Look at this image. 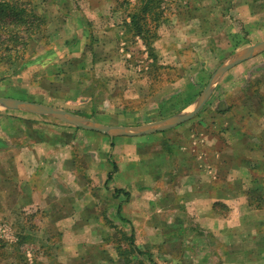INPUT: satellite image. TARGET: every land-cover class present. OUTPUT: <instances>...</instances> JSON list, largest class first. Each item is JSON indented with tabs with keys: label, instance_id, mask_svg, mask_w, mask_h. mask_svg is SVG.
<instances>
[{
	"label": "rangeland",
	"instance_id": "374dc122",
	"mask_svg": "<svg viewBox=\"0 0 264 264\" xmlns=\"http://www.w3.org/2000/svg\"><path fill=\"white\" fill-rule=\"evenodd\" d=\"M129 1L134 3L136 0ZM238 1L241 2V7H238ZM254 1V4H250V2L245 3L243 0H157L161 17L157 30L158 37L154 41L155 52L149 50L148 46L143 43V39L135 34V25L131 16L128 15L132 11V3H128L127 0H39V6L36 7L37 11L45 17L46 24L49 27H46L43 34H38L30 40L28 49L26 48L27 50L22 59L13 63L9 60L10 62H6L8 65L5 64L6 59L2 60L3 62L0 64V97L45 104L44 101V103L36 101L37 98L35 97L46 94L48 100L50 99L49 101L46 100L47 103L64 106L62 110L82 117L87 124L97 123L99 125L132 129L153 126L151 124L155 122L166 121L171 118V112L185 108L189 104V100L187 103V98L183 97V94L187 92L190 99L194 94L193 100L196 101L193 106L186 110H192L196 107L205 88L220 65L237 58L248 47L264 41V0ZM251 14L255 17V28H250V30L248 27L251 22H247V20L251 19ZM61 22H64L63 27ZM58 27H62L64 30L62 34H64L63 37H67L66 39H72L73 33L77 35L79 43L85 36L88 41L90 36L95 38L96 35L104 38L103 35L109 34V38L113 40L118 39V37L121 38L122 50H116L117 55L114 56L113 53L112 57L111 54L106 55V59L96 67L91 66L92 59L89 53L88 60L84 58L85 56L81 57L91 67H85L84 71L76 72L74 79H78L81 86L89 85L90 91L88 89L86 92L70 89L67 93L66 89L61 94L51 93L53 89L48 88L45 90L44 87H41L43 82L37 83V73L40 70L31 72L28 69V65L32 60L42 63L46 58L45 56L36 57V54L39 52L44 55L42 53L46 49L45 42L49 37V31H56ZM72 41L74 44L73 39ZM112 45L116 46L115 43ZM79 46L80 49L75 51L74 54L81 55L82 51L89 48L90 44L86 45V40H84ZM263 51L264 49L257 51L256 55L258 56L255 55L256 57L246 62L247 64L234 66L224 75L218 76L210 91L207 104L191 119L192 122L190 121L181 126L184 128L190 127L192 130L194 124L195 133L206 138L205 144L213 147V152L209 156L205 155L204 159L196 154L198 148L193 150L194 152H190L195 155L189 157L191 165L188 170L194 171L195 175L200 172L202 160L203 164L218 166L223 171V176H226L232 172L233 166L242 164L241 160L243 158H247L246 161L251 160L254 163L255 157L257 159L264 158V148H259L250 154L245 150H240V146H238L239 134L236 136L232 134L233 139L238 138L236 142L238 148L236 150L239 153L236 154L234 150L228 148L225 150L227 144L229 147L231 145L225 134V128H231L234 132L239 130L237 127L242 128V122H234L236 124L234 126L228 122V118L223 116L224 114H220L230 104L234 105L241 100H248L255 107L261 105V99L264 96V55L261 54L264 53ZM61 53H68V50L65 49ZM83 54L87 55V53ZM66 57H69L68 54ZM60 60H63L62 57L56 58L54 62ZM90 68L91 71L85 72V69ZM104 73L112 75V81L107 80V76L102 77ZM35 84L38 86H35ZM66 84L68 83L66 82ZM30 93L33 96H30ZM51 95L64 97L67 95V101L58 102ZM226 97L229 98L227 101L222 100ZM25 110L0 104V150L4 151L0 154V228L3 225H16L13 228L14 232L20 235L18 242H13L10 245L8 244L10 241L0 236V258L4 259L2 263L0 259V263L60 264L56 256L60 249L61 236L57 227L53 229V225L59 224L56 221L54 223L49 222L52 216L47 213V210L35 207L29 209L22 206L17 207L16 204L21 201L19 203L15 202L14 207L10 199H7L11 185L18 189L17 191L22 187L31 189L32 185L29 181L19 177L15 160L13 162L15 149L22 146L28 147L33 143V140H38L40 135L35 132L43 131L44 128L47 129L46 125L52 124L54 121L42 116H35V118L23 117L21 114L26 113ZM59 119L61 123L67 122L61 118ZM36 125L40 128H34ZM64 125L71 124L67 122ZM262 125H264V122H262ZM84 129L89 130L85 126ZM179 129H175V132L173 131L171 134H166L169 136L170 141L165 139L166 136L164 138H154V136H141L139 133L118 134L125 138H117L115 145L109 144L110 138L105 136L107 135L105 132H96L94 133L96 138H90L88 135L92 134L86 132V130L84 131L83 142L85 141V144L89 142L95 148L91 150V146L88 145L84 151L78 152V168L81 174L80 184H83L81 189H83L82 191L90 189L97 195L98 198L95 199L100 200L97 205L98 212L94 208L95 200L91 202L88 210H91L98 220L101 218L100 220H103L109 227L101 232L103 238L108 240L107 244L99 246L95 244L85 246L84 244L80 251L82 255L94 254L96 255L95 259H97V257L109 258L113 254L119 258V264H156L152 257L151 260L148 259L147 261V255L140 254L135 249H138L136 244L130 246L128 241V235L131 231H135L133 225H143L147 217L143 219V222H134L124 217L122 202H129L131 196H136L135 191L140 192L142 188H148L145 190L152 189V195L151 193L148 194V197L152 200L150 199L149 206L143 207L144 211L146 209L148 212L150 211L147 215L150 217L149 219L154 223L159 221L162 225H169L168 221L174 220L172 219L175 218L173 212L179 210L178 207L180 206V204H176L177 198L174 196V190L178 183L175 181L174 184L170 183L162 188V184H157L154 180L164 177L165 180L171 182L172 178L176 179L178 177L179 179L184 173L188 172L187 168H184L183 165L182 168L178 162L181 157L176 153H171L172 139H179L186 135V130ZM252 129L255 130V128ZM78 134H82V132H78ZM240 136L242 137V134ZM146 137L151 138L145 141ZM90 158L105 161L108 171L105 178L103 176L99 180H95L89 177L88 171L91 170ZM131 158L133 161H130ZM127 168L132 169L135 175L140 173L142 177V182L139 183L138 188L131 184L133 188L128 190V196L123 193L124 190L130 187H126L125 176L122 177L124 180L120 183L122 185L115 182V178H112L109 182L106 181L110 172L112 175L116 172L118 175H124L122 171L125 170L127 174ZM248 174L252 177L255 176V170H250ZM197 177L202 178V175ZM41 178L45 181L47 179L44 175ZM158 188H162L164 194L168 193L166 196L169 199L167 203L164 202L167 204L166 207L161 205L164 206V214L159 216L160 219L155 215L157 209H161V206L158 207L156 204V200L159 199L156 198V192L161 195V189L158 190ZM115 189L123 191L122 193L119 191L123 200H121V206L119 203L114 204L110 197ZM228 189L230 190V187ZM242 190L245 189L242 187ZM256 190H259V188H256ZM79 191L80 188L77 192ZM246 191L250 192L251 188ZM170 192L172 195L169 194ZM162 200L165 201L163 198ZM262 200L255 199L252 194L249 204L255 208V206L262 205ZM69 202L67 207L63 206V213L55 212L56 214H53L56 220L71 213L74 206L69 205ZM221 203L217 204V208L223 212L227 211V207ZM172 208H176V210ZM131 209L132 211L139 210V206L133 203ZM181 211L183 213L181 217L184 221H189L191 215L185 212L188 210L182 208L179 212ZM80 219L81 216L75 225H83ZM49 225H52V227ZM123 226L127 227L126 231L121 228ZM12 233L13 231L11 232L10 229L7 239L12 237ZM99 237H101L100 234L95 238V241L97 239L101 241ZM260 242L262 241L255 242V248L259 247ZM142 244L143 247L147 246V243ZM262 244L264 245V243ZM245 247H248V245L228 246L227 252L232 254L235 250L234 255L243 256ZM147 248L148 250L145 251L155 255L152 248ZM184 248L176 246L174 241L172 250L169 247L166 249H170V252L180 251L181 255L185 252L190 255L191 251H185ZM198 248L202 247L199 246ZM131 249L132 252L130 253ZM199 249H197V252ZM163 257L169 259L167 255H163ZM127 260H129V263H127ZM142 260H145V263ZM81 263L72 261L67 264ZM86 264H96V261ZM181 264H185V262Z\"/></svg>",
	"mask_w": 264,
	"mask_h": 264
},
{
	"label": "crops",
	"instance_id": "0c3cea01",
	"mask_svg": "<svg viewBox=\"0 0 264 264\" xmlns=\"http://www.w3.org/2000/svg\"><path fill=\"white\" fill-rule=\"evenodd\" d=\"M243 1L245 3L250 2V4H254L255 2L254 0ZM237 4L239 5L238 7H241L240 1H238ZM252 14L250 20L246 19L247 22H251L249 23V29L255 28V17H253ZM75 24L78 28V23L76 22ZM46 27H49V25L47 26L46 24ZM62 27H58V29L53 32L49 31V37L45 42L46 49L44 53H42L44 55H41L39 52L36 54V57L45 56L46 58L44 60L42 58V63L32 60L28 65V69L31 70V72L40 70L39 73H37V83L43 82L41 87H44L45 90L48 88L53 89L51 93L61 94L66 91V89L67 93L70 89H75L77 91L84 90L85 92L88 89V91H90L89 85L81 86V84L78 83V79H74L75 73L78 71H84L85 67L98 66L100 62H103L106 59V55L109 56L111 54V57L113 56V53L114 56L117 55L116 50H122L123 47L122 42L120 41L121 38L118 37V39L113 40L109 38L110 35L107 33V35H103L105 39L96 35L95 38L90 36V40L88 41L86 36L84 38L82 37L83 40L80 43L86 40V45L90 44V46L89 48H85L81 55H78L74 54L75 51L80 49V43L77 35L73 33L71 36L74 40L73 44L71 38L66 39L67 37H63L64 34L62 33H64V30ZM114 43L116 46L112 45ZM153 47H155L154 43ZM65 49L68 50V53H61ZM153 51L156 52L155 48H153ZM83 53H87V55H84ZM88 53L92 59L91 66H88L85 62V59L88 60ZM67 54L69 57H66ZM256 54L257 53H254L253 55L234 63L221 75L227 73L234 66L247 64L246 62L258 56ZM261 54L264 55V53ZM103 55L104 57H102ZM82 56H85V59H82ZM58 57H62L63 60L54 62ZM87 71H91V68L85 69V72ZM98 76L100 77V75ZM106 76L107 80L112 81V75L104 73L102 77L105 78ZM66 82L68 84H66ZM36 85L37 84H35V86ZM30 96H33V94L30 93ZM209 96L210 95L207 96L203 105H201V107L191 116L178 123L167 125L171 123L172 118L179 115H186L194 111L197 107H194L192 110H186L193 106L196 100H193L194 94H192L191 99L189 98L188 92L183 94V97L187 98V103L189 100V104L185 108L182 110L180 108L171 112V118H168L166 121L161 120L151 124L155 127L164 126L163 128H157L152 132L139 135L154 136V138H164V136H166L165 139L170 141L169 136L166 134H171L173 131L175 132V129L177 128H180L179 130H186L187 132L185 136L180 137L179 139H172L173 145L171 153H176L179 157H181L178 162L181 164V167L183 165V167L188 170L191 165L189 157L191 155H195L191 154V151L198 148L196 154L203 159L205 158V155L209 156L213 152V147L205 144L206 138H203L202 136H199L200 134L195 133L196 129L194 124L192 125V130L190 127H181L188 122L193 121L191 119L195 117L197 113L200 112L207 104ZM35 98H37L35 99L36 101H44L46 105H52L59 109H64V106L47 103L50 99L48 100V95L46 94L39 95ZM52 98H55L58 102L67 101V95L66 97L54 95ZM228 99L229 98L226 97V99L222 100L227 101ZM256 107L253 104H250L248 100H241L236 102L234 105L230 104L227 108L223 109L222 113H220L224 114L223 116H226L228 118V122L232 123L234 126H236L234 122H242V128L237 127L239 130L234 129V132L231 128H225V134L229 139V143H231L230 147L227 144L225 150L228 148L229 150H234L236 154L239 153L236 150L238 148L236 146L238 138L233 139V136H236L237 134H239L238 146H240V150H245L250 154L252 151L264 148V125H262V122H264V96L261 99V105ZM24 112L26 113L21 114L23 117L35 118V116H42L46 119L54 121L52 124L46 125L47 129L44 128L43 131L41 130L35 132L40 135L38 140H33V143L28 145V147L22 146L15 149L16 151L13 162L15 160V166H17L19 177L32 184L31 189L29 187L28 189L22 187L19 191H17L18 189L12 187L11 185V190H9L8 196L7 194H5V196H7V199H10L11 203L14 204V207L15 202L19 203V201H21L19 204H16L17 207L22 206L27 209L35 207L47 210V213L52 216L50 217L51 219H49V222L54 223V221H56L57 224H59L53 225V229L57 227V230L60 231V249L58 251V255L56 256V259L60 264H67L72 261H79L83 264L94 261H96V264H119V258L113 254H111L109 258L97 257V259H95L96 255L94 254L85 256L80 253L81 247L84 244L85 246L92 244L98 246L106 245L108 240L103 238L101 232L109 227V225H106L103 220H100L101 218L98 220V218L93 215V212L88 210L91 202L95 200L94 208L98 212L97 205L100 203V200L95 199L97 195H95L90 189L87 191H82L83 189H81L83 184H80L81 174L78 168V152L81 150L84 151L88 145L91 146V150L95 148L93 144L90 145L89 142L86 144L84 143L85 141L83 142L84 131L86 129H84V126L76 125L70 122L69 124L71 125L65 126L64 124L67 122L61 123L59 118L49 113H39L37 111L29 110H25ZM35 127L40 128L37 125L34 126V128ZM252 128H255V130ZM77 131L82 132V134H78ZM86 132L92 134L88 135L90 138H96L94 133L101 131L89 128ZM106 134L107 135L105 136L110 138L109 144L113 145H115L117 138L119 139L120 137H124L108 133ZM240 134H242V137ZM149 138L151 137H146L145 141L149 140ZM3 152L4 151L0 150V154ZM246 159L247 158H243L241 160L242 164L240 166H233L234 168L231 170L232 172L226 176H223L221 168L212 164H203L202 160L200 163V172L198 171L199 174L195 175L194 171L192 172L188 170V172L184 173L183 176L179 177V179L178 177H176V179L172 178L171 182L170 180L169 182L168 180H165L164 177L156 178L154 180L157 184L161 183L162 188L164 185L170 183L174 184L175 181L178 183L176 184V189L174 190V196L177 198L176 204H180L178 207L179 210L184 208L185 210H188L185 212H188L191 215L190 220L187 221L188 223L181 217V214L183 213L182 211L179 212V210L173 212L176 219L172 218L174 219L173 221H168L169 225H162L159 221H155L154 223L150 220V217L147 216L150 211L148 212L147 209L144 211L143 207L149 206L152 198H149L148 194L151 193L152 195V189H150L151 192H149L150 190H145L148 188H142V191L140 192L134 190L137 194L136 196H131L129 202L123 201L119 192L121 190L118 191L115 189L110 197L112 198L114 204L119 203L120 205L121 200L123 201L122 212L124 217L129 218L134 222H143V219L147 217L143 225H133L135 230V244L141 251L140 254L147 255V261L148 259L151 260L153 258L156 264H181L183 262H185V264H264V245L262 244L264 243V158L257 159V157H255V163L251 160L246 161ZM130 161H133L132 158ZM90 166L91 170L88 171L89 177L95 180H99L103 176V178L106 177L108 171L105 161H97L92 158ZM250 170H255L256 180L255 176L252 177L248 174ZM122 172L124 175H118L117 172L112 175L110 172L108 175L109 177L111 175V178L109 179V177H107L106 181L109 182L112 178H115V182L120 184L123 180L122 177L125 176L127 181L126 187H130L124 190V192L121 191V193L123 192L128 196V190L133 188L132 185H135L136 188H138L139 183L142 182V177L140 173L135 175L132 169H128L126 171L127 174L125 173V170ZM43 175L47 178L46 181L41 178ZM200 175H202V178L197 177ZM229 187L230 190L228 189ZM242 187L245 190H242ZM79 188L80 191L77 192ZM162 188H160L161 195H158L156 192V198H159L156 200L158 207L161 205H165L166 207L167 204L165 203L169 201L168 196H166L168 193L164 194ZM250 188V192L246 191L250 190ZM256 188H259V190H256ZM160 189L158 188V190ZM169 194H171V192ZM252 194L255 196V199L259 201L263 199L261 206H255V208L250 206L249 199ZM162 198L165 199V201H163ZM68 200L72 202H69ZM68 202L69 205L71 204L74 206L73 210L70 214H66L64 217L56 220V218L53 217V214H56L55 212L63 213V206L67 207ZM220 202L227 207V211L223 212L221 209L217 208V204ZM133 203L139 206V210L132 211L131 208ZM163 207L164 206H161V209H157V213L155 214L156 217L164 214ZM172 209L176 210V208ZM176 213L178 214L176 215ZM80 216V220L83 225H75ZM249 217H251V219H249ZM160 218L161 217H159V219ZM3 226L4 228L2 229ZM3 226L0 228V236L5 240L10 241V243H8L9 245L13 244V242H18L20 235L17 233L15 234L13 229L16 225ZM49 226L52 227V225ZM121 228H123L124 231L127 230L126 226ZM10 229L11 232L13 231V235L10 239H7ZM99 234L101 235V237H99L101 241H98V239L95 241V238H97ZM131 235L132 231L128 236ZM174 241L176 242V246H182L185 247V251H191L190 255H187L186 252L181 255L179 253L180 251L176 250L170 252ZM256 241H262L259 243V247L257 248H255ZM142 243H147V246L143 247ZM148 244L150 245L148 246ZM240 244L248 245V247H245L243 251V256L234 255L235 250H233L234 252L232 254L227 252L228 246H240ZM163 246H165V248H163ZM199 246L202 248L199 249ZM147 247H150V249L152 248L155 255H153V253H151V255L148 251H145L146 249L148 250ZM167 247L170 249H166ZM197 249H199L198 252ZM163 255H167V258L169 259H165ZM0 259L2 263V260L4 259ZM30 259H32V257H30ZM142 261L145 263V260ZM127 263H129V260H127Z\"/></svg>",
	"mask_w": 264,
	"mask_h": 264
},
{
	"label": "trees",
	"instance_id": "16d2710c",
	"mask_svg": "<svg viewBox=\"0 0 264 264\" xmlns=\"http://www.w3.org/2000/svg\"><path fill=\"white\" fill-rule=\"evenodd\" d=\"M38 2L39 0H0V64L3 59H6L5 64L9 60L13 63L22 59L30 40L45 32L46 19L37 11ZM127 2L132 3L129 0ZM158 6L157 0H136L132 3V11L128 13L135 25V34L143 39L151 51L158 37L161 17ZM128 237L130 246H134V231Z\"/></svg>",
	"mask_w": 264,
	"mask_h": 264
},
{
	"label": "water",
	"instance_id": "95a60500",
	"mask_svg": "<svg viewBox=\"0 0 264 264\" xmlns=\"http://www.w3.org/2000/svg\"><path fill=\"white\" fill-rule=\"evenodd\" d=\"M263 49H264V41L248 47L237 58L232 59L228 63L222 64L218 68L217 72L214 74V76L211 79L208 86L206 87V89L203 93V96L200 98L199 104L194 109V111H192L186 115H182V116L179 115L177 117L172 118L171 123H169L167 125L178 123V122L183 121L184 119L188 118L189 116H191L195 111H197L201 107V105H203L205 99L207 98V96L209 95V93L211 91V87H212L213 82L215 81V79L218 76H220L224 71H226L234 63H236L242 59H245V58L253 55L257 51L263 50ZM0 104H4L7 107H13V108L15 107V108L26 109L29 111H37L39 113H49V114H52L54 116H57V117L65 120L67 122L74 123V124L80 125V126H85L88 128H92V129L102 131L105 133H109L111 135L133 134V133L144 134V133L152 132L157 128H163L164 127V126L155 127L153 125V126H142V127L137 128V129H134V128L132 129V128H128V127H112V126H107V125L106 126L105 125H99L97 123L87 124L86 122H84L85 120L82 117L70 114V113H68L62 109L57 108V107L42 104V103H34V102L18 100V99H13V98H6V97H0ZM167 125H165V126H167Z\"/></svg>",
	"mask_w": 264,
	"mask_h": 264
}]
</instances>
